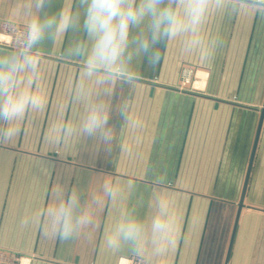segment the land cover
Segmentation results:
<instances>
[{"label": "crops", "instance_id": "crops-1", "mask_svg": "<svg viewBox=\"0 0 264 264\" xmlns=\"http://www.w3.org/2000/svg\"><path fill=\"white\" fill-rule=\"evenodd\" d=\"M26 2L0 0V21L23 26L13 10ZM77 3L51 0L41 15ZM204 31L212 49L206 59L179 41L162 42L154 65L136 58L138 67L128 68L110 97L114 140L99 148L80 137L45 139L61 104L66 119L82 113L68 95L82 57L67 54L84 38L82 28L38 46L49 106L26 118L17 137L0 140V248L25 257L23 264H264V0H228ZM4 39L0 54L14 51ZM154 75L158 81L145 77ZM105 177L120 192L95 210L94 228L51 239L32 222L54 186L77 190L87 207ZM157 193L167 194L178 217L175 243L160 254L148 246L141 255L128 243L109 248L105 236L122 212L148 221Z\"/></svg>", "mask_w": 264, "mask_h": 264}, {"label": "clouds", "instance_id": "clouds-1", "mask_svg": "<svg viewBox=\"0 0 264 264\" xmlns=\"http://www.w3.org/2000/svg\"><path fill=\"white\" fill-rule=\"evenodd\" d=\"M50 2L27 0L13 10L15 22L24 27L15 50L0 54V122L4 124L0 140L14 139L26 118L48 109L38 49L46 38L61 41L69 29L76 28L84 33V38L67 50L72 57H82L83 67L68 86L71 101L82 107V113L78 119H66L67 104H61L45 139L55 145L80 137L96 141L99 148L114 140L109 124L110 97L129 64L137 57L153 65L158 63V46L171 41H179L186 53L210 57L212 49L204 26L214 11L224 10L228 0H78L75 8L68 5L56 13L41 15ZM127 111L125 102L120 107L121 116L127 118ZM119 192V186L105 177L90 204L83 207L77 190L66 193L63 186L56 185L53 198L33 214L32 222L44 236L67 240L94 228L95 210L105 198L115 200ZM154 208L148 221L131 210L122 212L106 234L105 244L114 249L128 243L141 255L148 246L157 254L163 253L175 243L179 220L167 194L155 195Z\"/></svg>", "mask_w": 264, "mask_h": 264}, {"label": "built area", "instance_id": "built-area-1", "mask_svg": "<svg viewBox=\"0 0 264 264\" xmlns=\"http://www.w3.org/2000/svg\"><path fill=\"white\" fill-rule=\"evenodd\" d=\"M23 27L17 26L10 21H2L0 22V36L5 38L4 40L6 43L16 48L20 41V33L23 31ZM185 72L186 82H189L191 79L192 70L189 69ZM23 258L25 257L16 252L0 248V264H23Z\"/></svg>", "mask_w": 264, "mask_h": 264}, {"label": "rangeland", "instance_id": "rangeland-1", "mask_svg": "<svg viewBox=\"0 0 264 264\" xmlns=\"http://www.w3.org/2000/svg\"><path fill=\"white\" fill-rule=\"evenodd\" d=\"M2 21H7V20H2ZM2 21H0V22H2ZM23 27V26H22ZM4 42H5V40H3ZM138 63H139V61L137 60V59H135L131 64H129V66H128V68L129 69H136V67H138ZM183 70H181L182 71V78H183V81L184 82H186V70H189V69H191V67H184V68H182ZM145 77H147V78H152V79H154V81H158L159 80V76L158 75H154V76H145ZM182 90H186V88L185 87H182V85H181V87H180Z\"/></svg>", "mask_w": 264, "mask_h": 264}, {"label": "water", "instance_id": "water-1", "mask_svg": "<svg viewBox=\"0 0 264 264\" xmlns=\"http://www.w3.org/2000/svg\"><path fill=\"white\" fill-rule=\"evenodd\" d=\"M263 112H264V107H263ZM243 190L246 191V190H245V187H244ZM242 207H243V203L241 202V203L239 204V210H240Z\"/></svg>", "mask_w": 264, "mask_h": 264}]
</instances>
